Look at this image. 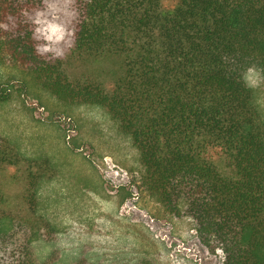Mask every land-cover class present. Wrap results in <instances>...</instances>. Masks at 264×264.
<instances>
[{
    "label": "trees",
    "instance_id": "obj_1",
    "mask_svg": "<svg viewBox=\"0 0 264 264\" xmlns=\"http://www.w3.org/2000/svg\"><path fill=\"white\" fill-rule=\"evenodd\" d=\"M174 2L72 0L65 61L40 49L46 0H0V66L66 107L103 109L138 150L144 190L225 264H264V0ZM41 161L0 132V175L23 169L22 192L0 189V264H103L28 216L51 175Z\"/></svg>",
    "mask_w": 264,
    "mask_h": 264
},
{
    "label": "rangeland",
    "instance_id": "obj_2",
    "mask_svg": "<svg viewBox=\"0 0 264 264\" xmlns=\"http://www.w3.org/2000/svg\"><path fill=\"white\" fill-rule=\"evenodd\" d=\"M173 4L164 0L167 7ZM35 18L41 29L53 21L64 26L69 34L53 51L45 52L46 41L38 37L42 52L66 61L72 0H46ZM73 71L79 75L82 68L74 63ZM18 75L0 66L8 93L0 104V132L51 172L28 216L58 229L68 252L91 245L103 264H225L215 240L202 239L189 217L170 214L141 187L139 152L103 109L66 107ZM22 175V168H9L0 175V189L19 194ZM24 208H15L19 220L27 218Z\"/></svg>",
    "mask_w": 264,
    "mask_h": 264
},
{
    "label": "clouds",
    "instance_id": "obj_3",
    "mask_svg": "<svg viewBox=\"0 0 264 264\" xmlns=\"http://www.w3.org/2000/svg\"><path fill=\"white\" fill-rule=\"evenodd\" d=\"M68 3H71V0H67ZM39 23V20L37 21ZM37 32L43 36V39L46 41V46L44 47L45 52H50L54 50V46L60 45L64 40L65 36L69 33L66 32L63 25L53 22H49L46 27L38 28ZM61 53L57 49V55ZM249 73L254 72L255 68L250 67L247 70Z\"/></svg>",
    "mask_w": 264,
    "mask_h": 264
}]
</instances>
